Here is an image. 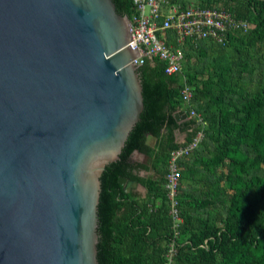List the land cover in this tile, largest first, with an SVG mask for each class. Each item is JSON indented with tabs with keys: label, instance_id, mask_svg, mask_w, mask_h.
I'll return each mask as SVG.
<instances>
[{
	"label": "water",
	"instance_id": "95a60500",
	"mask_svg": "<svg viewBox=\"0 0 264 264\" xmlns=\"http://www.w3.org/2000/svg\"><path fill=\"white\" fill-rule=\"evenodd\" d=\"M130 41L116 0H0V264H103L108 168L160 122Z\"/></svg>",
	"mask_w": 264,
	"mask_h": 264
},
{
	"label": "trees",
	"instance_id": "16d2710c",
	"mask_svg": "<svg viewBox=\"0 0 264 264\" xmlns=\"http://www.w3.org/2000/svg\"><path fill=\"white\" fill-rule=\"evenodd\" d=\"M116 1L123 14L131 17L132 0ZM172 1L185 4V0ZM196 2L200 6H224L252 27L225 45L212 40L187 45L181 73L166 74L159 59L138 66L146 90L147 114L160 122L149 134L156 138L154 147L146 143L147 134H141L126 150L125 158L108 168L103 196V264H164L171 235L164 176L170 150L180 145L174 142L173 134L184 133L186 143L196 131L194 119L177 122L173 116L182 105L179 93L184 81L193 87V107L207 121L199 146L209 156L197 148L191 153V164L181 161L185 167L181 183L201 166L206 188L202 197L188 193L185 199L180 188L183 223L174 264H264V84L244 92L235 75L246 70L252 73L253 66L245 59L242 70L233 75L231 60L222 62L228 48L238 54L245 47L264 45V0ZM167 34L176 46L171 33ZM195 50L200 55L209 51L217 61L213 72L203 78L202 69H184ZM135 150L152 159L153 177L138 175L143 167L130 159ZM121 176L144 186L145 196L125 192L118 182ZM215 202L225 208L224 218L218 211L204 214V209Z\"/></svg>",
	"mask_w": 264,
	"mask_h": 264
},
{
	"label": "built area",
	"instance_id": "2783aa9c",
	"mask_svg": "<svg viewBox=\"0 0 264 264\" xmlns=\"http://www.w3.org/2000/svg\"><path fill=\"white\" fill-rule=\"evenodd\" d=\"M132 3L129 45L138 52L133 59L135 65L159 59L169 75L182 72L187 45L196 46L205 40L225 45L238 33H246L251 28L247 20L235 17L228 8L220 5L200 6L196 1H186L181 5L170 0H132ZM167 33H171L176 46L171 43ZM179 95L182 105L176 112L186 109L188 119L195 120L196 131L188 142L169 152L164 189L171 219V235L166 242L164 264H174L180 246L177 241L183 223L180 213L181 161L199 147L207 126V121L193 107V87L184 81Z\"/></svg>",
	"mask_w": 264,
	"mask_h": 264
},
{
	"label": "rangeland",
	"instance_id": "374dc122",
	"mask_svg": "<svg viewBox=\"0 0 264 264\" xmlns=\"http://www.w3.org/2000/svg\"><path fill=\"white\" fill-rule=\"evenodd\" d=\"M191 2H194V0H189ZM252 27V24H251ZM214 56L209 51L206 53V55H200L196 50L191 53L188 60L185 62V67L187 66L192 67V69H202L203 75H200L201 78L206 76L207 74H210L213 72L214 66L216 65V59H214ZM245 59L248 60L249 64L253 66L254 70L252 73H249L247 70L242 71L241 75H235L236 71L242 70V61ZM231 60V66L233 69V75H235L236 81L240 83L242 88L244 89V92H251L253 88L256 86V84H264V45L261 43H257L255 47L248 48L245 47L241 51V53H230V48L227 49V52L223 55V63H230ZM197 77V78H200ZM199 151L202 155L209 156V154L205 151H201V147L199 146ZM194 153V152H193ZM192 153V154H193ZM190 155L187 157L183 162H187L189 164L193 161V155ZM182 166V165H181ZM197 171L193 175L189 177H185L182 179V187H181V195L182 198H186L184 194L187 196L189 194H195L196 196L202 197V192L205 190L206 186L204 185V182L200 176L201 171L203 170V167L197 166L195 168ZM185 167L183 166V169L181 170L184 172ZM264 173V172H262ZM225 199V204L228 203L227 196L223 197ZM218 211L220 213L221 218H224L225 216V208L221 203L215 202L214 204H211L207 206L204 209V214L214 213ZM214 217V216H212ZM222 222L218 221V224H221Z\"/></svg>",
	"mask_w": 264,
	"mask_h": 264
},
{
	"label": "crops",
	"instance_id": "0c3cea01",
	"mask_svg": "<svg viewBox=\"0 0 264 264\" xmlns=\"http://www.w3.org/2000/svg\"><path fill=\"white\" fill-rule=\"evenodd\" d=\"M186 1L190 2L189 0H185V2ZM194 1H196V0H194ZM170 2L172 3L173 1L170 0ZM174 3H176V2H174ZM177 3H179V2H177ZM173 139H174V142L182 144L185 141V134L176 131L173 134ZM146 143L148 145L154 147L156 144V138L147 134L146 135ZM130 159L132 162L143 167L142 169H140L138 171V175L140 177L147 178V177H153L154 176L155 172L152 168V159L148 155L135 150L131 154ZM182 169H183V165H182ZM126 184H127L126 189H129V192L139 194L141 198H143L145 196L146 189L144 186L138 184L137 182L133 183V181H127ZM181 187H182V184H181Z\"/></svg>",
	"mask_w": 264,
	"mask_h": 264
},
{
	"label": "bare ground",
	"instance_id": "6f19581e",
	"mask_svg": "<svg viewBox=\"0 0 264 264\" xmlns=\"http://www.w3.org/2000/svg\"><path fill=\"white\" fill-rule=\"evenodd\" d=\"M147 62V61H146ZM145 64V63H144Z\"/></svg>",
	"mask_w": 264,
	"mask_h": 264
}]
</instances>
